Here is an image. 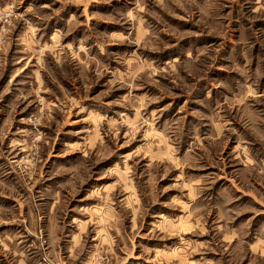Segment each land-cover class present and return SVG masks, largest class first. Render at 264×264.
<instances>
[{
  "label": "rangeland",
  "instance_id": "1",
  "mask_svg": "<svg viewBox=\"0 0 264 264\" xmlns=\"http://www.w3.org/2000/svg\"><path fill=\"white\" fill-rule=\"evenodd\" d=\"M0 264H264V0H0Z\"/></svg>",
  "mask_w": 264,
  "mask_h": 264
}]
</instances>
